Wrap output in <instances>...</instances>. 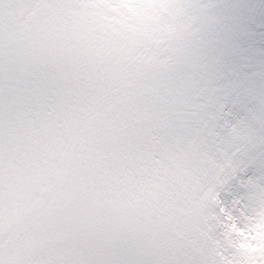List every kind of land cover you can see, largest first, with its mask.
Segmentation results:
<instances>
[{
    "label": "snow or ice",
    "instance_id": "1",
    "mask_svg": "<svg viewBox=\"0 0 264 264\" xmlns=\"http://www.w3.org/2000/svg\"><path fill=\"white\" fill-rule=\"evenodd\" d=\"M0 264H264V0H0Z\"/></svg>",
    "mask_w": 264,
    "mask_h": 264
}]
</instances>
